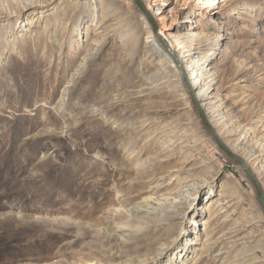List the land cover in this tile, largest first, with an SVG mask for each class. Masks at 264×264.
Here are the masks:
<instances>
[{"label":"rangeland","instance_id":"obj_1","mask_svg":"<svg viewBox=\"0 0 264 264\" xmlns=\"http://www.w3.org/2000/svg\"><path fill=\"white\" fill-rule=\"evenodd\" d=\"M141 1L160 15L158 33L221 36L227 58L204 98L209 124L231 131L218 136L226 149L238 139L253 154L246 167L264 192V0ZM144 18L132 0H49L0 14V264L263 256L252 251H264V214L250 182L201 124L182 77L170 67L157 75L143 56ZM187 182L197 187L189 208L145 217L144 231L126 226L127 212L171 200Z\"/></svg>","mask_w":264,"mask_h":264},{"label":"bare ground","instance_id":"obj_2","mask_svg":"<svg viewBox=\"0 0 264 264\" xmlns=\"http://www.w3.org/2000/svg\"><path fill=\"white\" fill-rule=\"evenodd\" d=\"M48 1L49 0H24V2L21 3L16 10L14 8H10L9 5L2 3L0 5V14L11 15L12 13H14L18 17L21 15L22 11L25 10L28 6L36 5V4L46 6ZM142 4L147 5V2H142ZM145 7H148L150 16L153 18L154 22L162 20L159 17L160 15H157L154 9H151L149 5ZM116 11L117 9H115L113 13H115ZM145 22H146L147 31L144 37V42H143L144 46L141 48L143 56L144 57L146 56L148 58L149 62L153 67V70L157 75L165 74L169 67L172 68L174 71H176V75L178 77L180 76L182 77L187 87L188 101H191L192 103L191 99L193 97L197 102H199V105L203 108L204 112L207 115L209 123H211L212 125L213 121L211 120L212 119L211 115L210 117L208 116L209 112H207L208 109H206L207 108L206 105L208 103L207 104L204 103V98L207 95L209 96V94H211V92L213 91L211 90V87L214 85L213 83L217 78L216 76L220 72L221 63H223L227 58V52L221 50V48L218 47V42L222 39L221 36H218L217 40L214 41L211 40L210 38H207V36L205 37L201 31L190 30L186 34L179 33L176 35H172L170 33L166 35L165 34L166 31H161L158 34L162 38V40L166 43L167 48H165L163 43L159 40L158 34H155L153 32L152 26L147 20V18ZM129 34H130V42L128 43L127 49L129 52H133V50L137 51V49H139L138 42L136 40L137 38L135 37V34L133 33H129ZM122 36L123 34H121L119 37ZM204 42H206L207 44L203 45ZM97 43L93 46V49L95 51L99 50L101 47V44H97ZM206 46L210 47V49L206 50ZM194 50L198 52H194ZM213 56L216 57L220 56L219 58L220 61L218 62L217 65L212 64L213 59L211 57ZM157 81L158 80H156V82ZM149 85H151V83H149ZM68 90L69 89L65 90L64 94L65 93L67 94ZM213 125L216 126L215 124ZM215 134L217 135V137L220 136L221 134L220 130L216 131ZM230 134H231L230 130L229 131L225 130L224 133L221 134V137L224 139V137L230 136ZM237 141L238 139L232 141L231 143L229 141H226L225 143L228 145L229 150L233 154L239 156V159L246 166L248 163L252 161L249 159L251 158V156H253V154L249 155L248 153L247 154L240 153V151H238V149H236L235 147ZM261 144H264V141H262ZM259 153H263V151H259ZM196 189L197 187L195 186L194 183L187 182L181 188L180 192L173 195L171 200L168 199L163 201L155 200L154 204L147 203L148 205H146L141 210L134 209L130 213L127 212L128 219L126 220V224H127L126 226L131 228L132 225L130 222H136L138 224L134 226L133 229L137 232L144 231L147 230L148 224L151 222L144 219L145 217L149 215H153L155 213H159V214L161 213L163 214L166 212L168 213L170 210H175L177 208H182V207L189 208L191 206L189 197H191V195L196 193L195 192ZM194 242L197 243V241ZM262 249H263L262 246L261 247L254 246L252 250V251L259 250L261 251V254H263V256L256 255L255 257L252 258L251 261L255 262V264H264V251ZM141 263L143 262H140L138 264Z\"/></svg>","mask_w":264,"mask_h":264},{"label":"water","instance_id":"obj_3","mask_svg":"<svg viewBox=\"0 0 264 264\" xmlns=\"http://www.w3.org/2000/svg\"><path fill=\"white\" fill-rule=\"evenodd\" d=\"M132 2L134 3V5L140 10L141 13H143L147 20L149 21V23L152 26L153 32L155 34H158L157 32V27L155 25V22L153 20V18L150 16V14L148 13V11L146 10L145 6L142 4L141 0H132ZM159 40L163 43L164 47L167 48L166 43L162 40V38L159 36ZM192 104L194 106V108L197 111L199 120L201 122V124L206 128V130L211 134L212 138L215 140V142L217 143V145L222 149V151L227 155V157H229L231 160H234L240 170L242 171V173L244 174L245 178L250 182L253 190H254V194L256 197V200L260 206V208L262 209V212L264 214V192L263 189L261 187V185L259 184V182L257 181L256 177L253 175V173L243 164V162L236 157L235 155H233L228 149H226L223 144L220 142L219 138L217 137V135L215 134L213 128L211 127V125L209 124L205 112L203 111V109L199 106V103L192 97Z\"/></svg>","mask_w":264,"mask_h":264}]
</instances>
